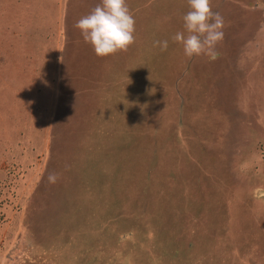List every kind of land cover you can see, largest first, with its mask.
Segmentation results:
<instances>
[{"label":"rangeland","instance_id":"rangeland-1","mask_svg":"<svg viewBox=\"0 0 264 264\" xmlns=\"http://www.w3.org/2000/svg\"><path fill=\"white\" fill-rule=\"evenodd\" d=\"M100 3L70 1L46 151L0 161V264H264V0H212L215 60L172 40L188 0H127L135 43L97 57Z\"/></svg>","mask_w":264,"mask_h":264},{"label":"crops","instance_id":"crops-1","mask_svg":"<svg viewBox=\"0 0 264 264\" xmlns=\"http://www.w3.org/2000/svg\"><path fill=\"white\" fill-rule=\"evenodd\" d=\"M70 1L73 0H0L2 162L24 168L26 163L38 162L47 149L44 139L49 107L56 102V85L62 76L59 54L63 50L65 27L77 16L70 8ZM74 5L79 7L78 3ZM103 66L100 63L97 70L102 72ZM31 126L38 127L32 130ZM27 131L42 132L39 144L25 137Z\"/></svg>","mask_w":264,"mask_h":264},{"label":"clouds","instance_id":"clouds-1","mask_svg":"<svg viewBox=\"0 0 264 264\" xmlns=\"http://www.w3.org/2000/svg\"><path fill=\"white\" fill-rule=\"evenodd\" d=\"M190 10L183 16L184 29L177 32L172 40L183 45L184 54L193 56L207 55L211 60L219 56L216 46L224 38V18L212 10V0H188ZM135 19L127 0H101L92 11L81 17L75 27L81 31L86 43L91 44L99 57L115 55L127 51L135 43ZM154 47L166 51L168 41H154ZM57 174L48 176L55 183Z\"/></svg>","mask_w":264,"mask_h":264},{"label":"trees","instance_id":"trees-1","mask_svg":"<svg viewBox=\"0 0 264 264\" xmlns=\"http://www.w3.org/2000/svg\"><path fill=\"white\" fill-rule=\"evenodd\" d=\"M96 56H97V55H96ZM97 57H99V56H97ZM99 65H100V64H98L97 67H98ZM101 65H102V64H101ZM97 74L99 75V77H102V76H101V75H102L101 70H98Z\"/></svg>","mask_w":264,"mask_h":264}]
</instances>
